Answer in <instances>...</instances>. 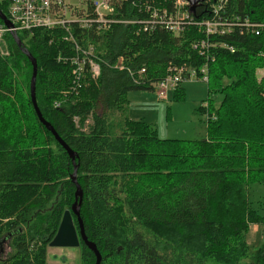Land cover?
I'll return each instance as SVG.
<instances>
[{
    "label": "trees",
    "instance_id": "16d2710c",
    "mask_svg": "<svg viewBox=\"0 0 264 264\" xmlns=\"http://www.w3.org/2000/svg\"><path fill=\"white\" fill-rule=\"evenodd\" d=\"M81 1L93 15L92 0ZM160 1L111 0L109 25L73 24L74 41L60 27L17 32L36 61L38 109L76 153L84 233L99 264H264V247L249 253L246 241L251 225L264 224L247 194L250 183L264 184V76H257L264 70V0H204L189 9L178 34L150 24L146 5L172 10V1ZM7 8L0 0L5 15ZM205 22L218 29L208 33ZM4 43L0 236L10 235L12 250L0 264H46L48 243L74 201L73 165L33 110L30 60L9 33ZM89 47L96 78L82 58ZM74 58L83 60L77 79ZM119 59L122 69L114 67ZM180 67L206 76L207 94L221 95L215 107L195 110L209 113L202 139L161 138L151 124L125 116L128 91L154 90L151 83ZM183 98L179 83L172 99ZM79 247V264H94L81 240Z\"/></svg>",
    "mask_w": 264,
    "mask_h": 264
},
{
    "label": "rangeland",
    "instance_id": "374dc122",
    "mask_svg": "<svg viewBox=\"0 0 264 264\" xmlns=\"http://www.w3.org/2000/svg\"><path fill=\"white\" fill-rule=\"evenodd\" d=\"M71 2L78 9H84L85 7V4L81 0H72ZM101 26V29H104L103 22ZM75 48L77 50L79 49L77 44H75ZM95 56L94 52L89 53V57L93 58ZM257 76H264V70L258 69ZM181 86L184 89V98L182 100H173L171 89L167 90L166 98L158 96L156 91L149 89L128 91L126 95L128 109L125 116L134 120H143L151 124L161 138L186 140L204 138L206 135V117L209 116V113H200L195 110L201 106L206 108L208 102L215 107L220 101L221 95L219 93L207 94V83L203 78L187 79L181 82ZM35 102L37 104L36 98ZM104 111L105 106L99 100L96 103L95 112L100 114ZM118 132V129H113V133ZM247 194L250 206L260 215L264 216V184L256 182L250 183L247 187ZM4 235L0 236V240ZM6 237L7 240L2 243L0 259L5 258L12 250L10 246V235ZM246 241L249 245V253L258 247H264V224L251 225L246 233ZM79 256V246H48L46 264H79ZM249 261V259H246L244 262Z\"/></svg>",
    "mask_w": 264,
    "mask_h": 264
},
{
    "label": "built area",
    "instance_id": "2783aa9c",
    "mask_svg": "<svg viewBox=\"0 0 264 264\" xmlns=\"http://www.w3.org/2000/svg\"><path fill=\"white\" fill-rule=\"evenodd\" d=\"M8 8L5 15L10 22V27H6L0 20V55L5 56L8 53L6 45L4 43V34L9 32H18L20 30H31L32 28L53 29L62 28L66 31L67 35L65 40L74 41L73 36L69 33V29L73 24H76L79 28L90 29L95 28L97 31L103 26L109 25V14L112 13L113 7L111 6V0H92V12L93 15L87 13L86 7L84 9H78L72 4V0H7ZM172 1V10H168L167 6L164 8H157L156 6L146 5L150 12V17L153 18L150 24L158 22L163 25L167 30L173 34H178L182 30V25L189 19V3L185 0H166ZM165 0H161L159 3L166 4ZM95 23V24H93ZM208 33H213L218 29L217 23L205 22L203 25ZM204 43L196 45L200 50H203ZM94 47H89L86 51H81L83 59H86L88 64V70L92 78H96L99 74V67L95 60V57H89V53L94 52ZM93 51V52H92ZM118 60L114 67L122 69ZM75 68L73 73L75 79L79 77L81 73V65L83 60L74 58L72 60ZM205 67L200 69V72H204ZM169 73L166 77L158 82L151 83L150 86L156 91V94L160 97L166 98V92L168 89L173 90L177 84L187 79L196 78V72L193 69L183 72V69H169ZM174 71V72H172ZM144 72V69H140L137 75ZM133 73H131V76ZM183 76H186L184 78ZM206 81V76L202 77ZM201 79V78H200ZM139 81L141 79H138Z\"/></svg>",
    "mask_w": 264,
    "mask_h": 264
},
{
    "label": "water",
    "instance_id": "95a60500",
    "mask_svg": "<svg viewBox=\"0 0 264 264\" xmlns=\"http://www.w3.org/2000/svg\"><path fill=\"white\" fill-rule=\"evenodd\" d=\"M189 3L190 11L194 12L196 7L199 6L204 0H185ZM215 1V0H213ZM0 20L6 27H10V22L7 20L4 13L0 11ZM12 36L14 42L18 47H20L21 51L26 55V57L30 60L32 71L29 81V90H30V98L36 113L38 120L46 127L47 130L51 132L54 139L61 145V147L67 152L71 163L73 165V171L70 175V180L75 186L74 190V201L71 204L69 209H65L63 211L61 220L59 222L58 228L56 230L55 235L48 243L50 247H77L80 244V240L87 246L89 250L94 253L95 261L94 264H99L101 261V255L96 248V245L89 241L84 233L82 220L80 218L79 210L82 200V189L77 182V163L75 161L76 153L73 151L69 146L58 136L55 132L54 128L51 126L49 122H47L41 115L38 106L35 102V79H36V72H37V65L35 59L32 55L25 49L21 44V41L16 32H9ZM72 215L75 216L77 221L78 228L74 226Z\"/></svg>",
    "mask_w": 264,
    "mask_h": 264
},
{
    "label": "flooded vegetation",
    "instance_id": "af4514ba",
    "mask_svg": "<svg viewBox=\"0 0 264 264\" xmlns=\"http://www.w3.org/2000/svg\"><path fill=\"white\" fill-rule=\"evenodd\" d=\"M5 240H7L6 235H4V236L1 238V240H0V253L2 252V243H3Z\"/></svg>",
    "mask_w": 264,
    "mask_h": 264
}]
</instances>
